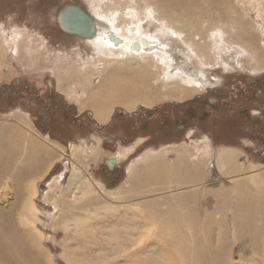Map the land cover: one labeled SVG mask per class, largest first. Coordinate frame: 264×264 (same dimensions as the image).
Returning a JSON list of instances; mask_svg holds the SVG:
<instances>
[{"label":"rangeland","instance_id":"obj_1","mask_svg":"<svg viewBox=\"0 0 264 264\" xmlns=\"http://www.w3.org/2000/svg\"><path fill=\"white\" fill-rule=\"evenodd\" d=\"M199 3L209 13L228 10L231 20L202 26L194 20L197 29L173 24L182 35L171 33L173 47L156 43L153 51L177 58L173 49H183L171 73L183 63V70L202 71L201 88L192 90L180 83L165 87L178 79L164 81L155 57L121 64L120 75L109 74L117 64L103 62L91 44L59 24L66 5L91 16L131 8L140 17L153 11L143 26L154 33L160 14L151 0H0V139H15L17 152L0 175L3 186H10L0 209L12 210L10 225L18 235L33 227L22 226L18 197L25 193L27 199L34 185L38 190V228L13 248L17 264H41L40 251L50 264H212L206 256L219 252L218 264H264V233L256 241L248 236L252 229L264 230V0ZM249 46L262 52L260 63ZM98 107L107 113L103 120L96 118ZM39 149L45 165L30 176L40 168ZM228 154L235 155L236 165H218ZM113 158L119 160L116 170L109 168ZM160 162L169 178L182 163L200 170L201 182L176 187L156 180L133 192L138 171ZM75 164L89 177L78 176L88 192L82 198L69 196ZM189 193L191 202L178 205ZM250 206L251 216L243 219ZM184 208L194 218L170 230L166 220Z\"/></svg>","mask_w":264,"mask_h":264},{"label":"bare ground","instance_id":"obj_2","mask_svg":"<svg viewBox=\"0 0 264 264\" xmlns=\"http://www.w3.org/2000/svg\"><path fill=\"white\" fill-rule=\"evenodd\" d=\"M199 1L200 0H151V2L154 5H156L154 8H157L158 13L160 14L159 18H155V20H157L160 23L158 26L155 25V27L157 29L154 28L155 29L154 33L147 31L148 29L143 26L144 20H146L148 17L153 16L154 13L152 10H148V11L146 10L145 17H140L139 16L140 13H137L136 9H131V8H128V10H126V8H123L122 14H120L121 12H119V10H116V8H114L113 10H108V11H103V12H95L94 15L92 13V17L96 22L97 36L92 40H86V42L92 45L94 51L97 53V57H103L104 58L103 62H106L108 65L113 64V63L117 64V67L113 68V71H110L109 74L113 75L116 73V74L120 75V71H122L124 69V68L122 69V67L119 66L121 64H125V65L129 64L130 65L132 62H137L135 64L140 65V63L142 61L148 62L149 59H151L152 57H155V59L157 60L156 63L159 65H162V67L164 68L163 69V71H164L163 72V77H164L163 80L164 81H171L174 78L178 79V80H175L174 82L165 84L164 85L165 87L169 86L171 84H174V83H180V85L182 87L187 88V89H192V90L200 89L202 84H203V81L200 78L203 75L202 71H200L196 68L192 69L190 71H188V69L185 70V68L183 70V66H185V64L183 63V65H180L178 67L177 72L173 71L171 73V70L173 69V66H175V62L177 61V59L180 56L185 55L183 49L178 50L177 47H175L173 49V50H175L176 55L177 56L179 55L177 58L174 57L172 54H169V52H167V51L166 52H162V51L153 52L155 50L156 43L159 45L166 44L167 46L169 45V46L173 47L171 45L173 42V38L170 36L171 33H173L174 35H178V36L182 35L183 32H179L178 30L174 29L173 24H175V25L176 24L186 25V26L190 27L191 29H197L196 27L199 24L201 25V22L202 23H207V22L215 23L217 21V23L221 24L223 22V20H226V19L231 20L230 17L226 18L227 17L226 15L228 14V10H225L227 14L226 13H224V14L209 13L210 10L208 11L205 8H202ZM125 10L128 11L127 14H125ZM157 10L155 9V11H157ZM202 12H205V14L200 16V14ZM130 17H132V19H129ZM138 17H140V19H138ZM166 18H168V21H170V23H168L167 21L164 20ZM97 19H100V20L106 19L107 25L102 26L101 24L98 23L99 20H97ZM159 19H160V21H159ZM194 20L200 21V22H198V25H194V22H193ZM164 21L166 22V24H164ZM234 23H236V20L233 21V24ZM150 24L147 27H149ZM60 27H61V25H60ZM61 29L63 31H65V29L63 27H61ZM164 38H166L167 41H165ZM237 38H238V36H236L235 39H237ZM240 38L244 39L243 40L244 43H245V40H247L246 42H248V39H249L247 37V35L244 34V32L241 33ZM162 40H164L165 43H164V41L161 42ZM257 46L259 47V45H257ZM249 48H250V51L252 53V55H251L252 59L254 61L256 60V63H257L259 61V59L262 57V52H261V54H259L260 51L255 46L254 47L249 46ZM258 57H260V58H258ZM183 58H185L186 60H189V61L191 59V57H183ZM184 62H186V61H184ZM237 62H239V61H237ZM260 62H258V63H260ZM186 64H188V63H186ZM203 64L205 65L206 63L203 62ZM239 64H241V63H239ZM112 83H116V82L112 81ZM102 106H103V103H102ZM103 108H99L97 110V112L95 113L96 118L99 120H103L105 118V116L107 115L105 109H103ZM4 136L0 139V171H1V169H3L0 172V175H2L3 178L5 176V173H7L8 169L13 165V162L17 157V152L14 149L15 148L14 146H16V145H14L15 139L10 140V139H8V137L5 134H4ZM11 145H13V147ZM26 148H28V147H26ZM39 150H40V154H39L38 158L36 159V162L39 160V162H37V164L39 165L40 168L36 167L37 169L30 176H36L40 172V170H42V168L45 165L44 163H45L46 159L42 155L43 152H41V149H39ZM31 152L32 151L29 149V154H31ZM50 154L47 153L46 155L51 156ZM31 157L36 158V151H33V154ZM42 158H44V160ZM234 158H235V155H233V154L221 156L220 159L217 161V163H218V165H220L222 167L232 168L233 166L236 165ZM118 162H119V160L117 158L111 159L110 161H108L109 168L115 169L114 167L117 166L116 164ZM163 166H166V164L164 162H160L158 165H152L150 167L142 168L140 173L138 171V182H139V184H137L136 186L134 185V186L130 187L131 189H133V192L137 193L136 190L141 191V190H143V188H148L149 187L148 185L151 184L152 182H155L156 180H160L161 182H165L168 180L171 183H173L174 186L178 187V186H187V185L189 186L192 183H194V184L200 183L201 179L203 177V173L200 170L193 171L194 169L193 170L187 169L181 163L180 165L176 166L177 168L174 171V174L172 175L171 178H169L170 174L167 173L162 168ZM162 170H164V171H162ZM82 173H83L84 177L89 178L88 173L87 174L85 173L83 167L79 166L78 164L77 165L75 164L74 169H73L72 180H71V183L69 185V187H72L71 191L69 192L70 197H73V195H74V196H79L82 198V197L86 196V193H88V192L85 193V190H87V187L84 186L83 182L79 181L80 179L84 178L83 176H82L83 178L78 177L79 174H82ZM139 174H140V176H139ZM224 174H226L225 171H224ZM2 176H0V202L2 204H4L5 202H7V199L9 197L10 186H8V185L3 186L4 182L2 181ZM251 182L255 183L256 180L254 179ZM224 183H226V181H223V184ZM23 185H24V183H23ZM21 188H23V187H21ZM233 188L235 190H237L235 185L233 186ZM211 189L212 188L207 189L209 191H205V193L210 192ZM189 190L192 192L191 189H189ZM4 191H5V194L2 195ZM37 192H38L37 187H35V185H34L32 188V191L30 192V195L27 199L25 198L26 197L25 193L24 194L20 193V195L18 197V199H19L18 205H21V215H22L21 219H23V222H21V224H22V226L26 227V229L29 228V226L33 225V227L31 229H29L30 231L22 230V233H20V235H18L19 232H17L15 227L10 225L11 224L10 219H11L12 210L10 213H7V212H4L0 209V264H17L14 260L11 259L13 248L21 245L25 241L24 239L27 236H32L35 234L34 232L38 228L37 220L39 217L38 206L35 203V198L38 194ZM192 196L193 195L191 193L186 194L185 196L179 198V200H178L179 202H177V204L180 206H183V205L187 204V202H191ZM3 201H5V202H3ZM183 201H186V202H183ZM242 204H244V203L242 201H240L239 205H238L240 210H241ZM87 205H90V206L95 205V202L89 201L87 203ZM15 206H17V203L12 206V209H15ZM251 207L252 206H250L249 208L247 207L246 209H243V211L245 212L243 219H247V218L249 219V215H250L251 211L253 210V209H251ZM260 209H263L262 212L264 211L263 207H260ZM151 211H153V210H151ZM173 214L176 215L177 218L173 217L171 219L166 220L168 223H170V225H169L170 230H178L186 223V221L189 222L191 219L194 218V214H193L191 208H184L183 210H175V211H173ZM180 217L185 221L179 219ZM27 220H29L30 223H27L26 222ZM189 224H191V223H189ZM242 227L245 228L246 227L245 224ZM263 233H264V230L255 228V229H252V231H250V233H248V236L252 239V241H256L260 237V235ZM197 256L198 255H196L195 257H197ZM206 258L210 263L218 264V260H221V252H219L217 254L211 253L210 255L206 256ZM200 259L201 258L198 256V258L196 259L197 260L196 262H199ZM36 260L41 264H50V260H49L48 256L45 255L42 251H40L39 253L36 254ZM179 261H180V263L183 264V262L181 260H179ZM173 264H175V263H173Z\"/></svg>","mask_w":264,"mask_h":264},{"label":"water","instance_id":"obj_3","mask_svg":"<svg viewBox=\"0 0 264 264\" xmlns=\"http://www.w3.org/2000/svg\"><path fill=\"white\" fill-rule=\"evenodd\" d=\"M59 24L67 33L85 40H92L97 36L95 20L79 6L66 5L60 12Z\"/></svg>","mask_w":264,"mask_h":264},{"label":"flooded vegetation","instance_id":"obj_4","mask_svg":"<svg viewBox=\"0 0 264 264\" xmlns=\"http://www.w3.org/2000/svg\"><path fill=\"white\" fill-rule=\"evenodd\" d=\"M179 129H180V128H179ZM180 130H181V129H180ZM117 167H118V166H115L114 168H116V169H117ZM118 168H119V167H118ZM116 169H115V170H116ZM113 170H114V169H113Z\"/></svg>","mask_w":264,"mask_h":264}]
</instances>
